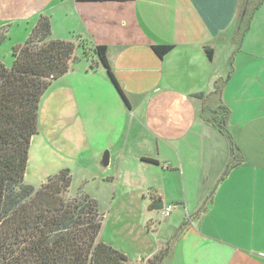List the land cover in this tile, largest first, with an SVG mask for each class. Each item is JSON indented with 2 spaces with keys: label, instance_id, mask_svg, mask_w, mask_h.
<instances>
[{
  "label": "crops",
  "instance_id": "0c3cea01",
  "mask_svg": "<svg viewBox=\"0 0 264 264\" xmlns=\"http://www.w3.org/2000/svg\"><path fill=\"white\" fill-rule=\"evenodd\" d=\"M41 15L50 18L53 39L105 46L126 100L92 63L97 57L87 60L76 47L78 60L41 99L26 171L33 157L48 163L37 176L42 183L76 163L101 164L108 150L111 175L101 180L142 188L141 196L119 199L122 214L155 211V199L176 205L161 224L171 233L161 263L264 264V3L0 0V29L10 38L19 33L13 46L26 41ZM256 19L259 38L251 36ZM160 44L172 49L159 56L153 46ZM230 67L227 89L221 83ZM144 141L156 143L155 152ZM141 232L124 237L135 253L114 246L130 264H146L165 246ZM100 239L112 243L103 233Z\"/></svg>",
  "mask_w": 264,
  "mask_h": 264
},
{
  "label": "trees",
  "instance_id": "16d2710c",
  "mask_svg": "<svg viewBox=\"0 0 264 264\" xmlns=\"http://www.w3.org/2000/svg\"><path fill=\"white\" fill-rule=\"evenodd\" d=\"M7 30L0 29V42ZM51 34L50 18L39 16L26 41L11 49V66L0 60V264H130L126 253L100 239L103 215L97 201L85 193L67 198L68 168L47 176L38 187L24 182L41 99L70 63L78 60L76 47L87 60L97 57L92 63L106 69L126 100L110 69L105 46L82 39L77 44L53 39ZM171 49L168 44L153 46L159 56ZM235 161L233 155L226 171ZM168 250L166 244L146 264H158Z\"/></svg>",
  "mask_w": 264,
  "mask_h": 264
},
{
  "label": "rangeland",
  "instance_id": "374dc122",
  "mask_svg": "<svg viewBox=\"0 0 264 264\" xmlns=\"http://www.w3.org/2000/svg\"><path fill=\"white\" fill-rule=\"evenodd\" d=\"M262 13L263 12L261 11V14ZM258 25L261 26L259 24V20L256 19L254 22V28L251 32V36L254 38H259L261 34V28L256 27ZM13 33L14 31L11 32V38L10 35H8L7 33V37L2 42H0V60L7 67H10L12 64L11 49L14 47L13 45L15 43H18V38H19V33L15 32L14 35ZM242 37L239 38V46L241 45L240 43ZM257 68L258 65H256V69ZM223 70H225V67L223 68ZM257 71L258 70H256V72ZM228 72H229L228 75H225L223 77L221 83L225 85L227 84L228 85L227 89L230 88L231 86L230 74L232 72V67H230V70ZM226 97L227 96L225 94L223 101H225ZM224 105L226 104L224 103ZM226 106H227L226 112H224L225 119L221 117V121L224 122H226L227 120L226 117L230 118L231 116L230 106L229 105ZM142 143L143 145H147V147L149 148L152 147L153 151L155 152L156 143H153V141H144ZM34 150H35V142L32 143V153H34ZM48 165H49L48 163L43 164V161L40 160L39 157L38 158L33 157V159L30 160L28 170L25 173L24 182L27 184H31L35 187H38L41 184L40 179H38L37 177L41 173L40 168L42 167L45 168ZM55 166L56 164L53 165V167ZM86 166L87 167H83V165L80 163H76L75 165L71 166L72 167L70 169L71 184L69 186L68 192L66 193V196L67 198H73L76 197L79 193L80 194L85 193L97 201L99 212L103 215V226L101 231V234L103 233V239L108 240L111 238L112 240L111 244L113 246H117V247L120 246L119 247L120 249L122 247L129 248V250H131L132 253H135L134 251L135 248L134 247L132 248L131 244L125 241L124 237L126 236L130 237L132 235H138L140 233L142 236L143 234L141 231L142 229H144V232L148 233L151 236L150 238L152 245H154V243H158L159 245L160 242L163 240H165L164 245L167 244V240L168 238H170L169 236L171 233L170 230H167V228L161 230L162 225L167 221L163 218L164 216L162 215V209L157 211H151L150 213L144 215L136 214L130 218H127L125 214H122L121 211H119V207L117 206L119 199L122 198L124 201L127 197L131 198L135 196L138 197L139 195L141 196L142 195L141 187L136 186L129 188L130 182L121 183V181H119V184H117L116 182L115 183L110 182L108 180H106V182H103L101 178L106 177L107 175H111L110 173L111 171H109L108 169L106 170L107 167H103L101 164H99V159L97 161L95 160L94 162H90V160L87 161ZM116 207L118 208L115 209ZM120 217H123L124 219L120 221L119 220ZM187 218H185V220H187ZM185 220L181 221L180 226L183 227L184 225L187 224V221L185 222ZM192 221H195V219L192 218ZM150 223H153V225H151ZM148 226L150 227V230H148L147 228ZM171 228L172 227H170V229ZM162 256L164 257L166 255H162ZM158 264H164V262L161 263L160 261L158 262Z\"/></svg>",
  "mask_w": 264,
  "mask_h": 264
},
{
  "label": "water",
  "instance_id": "95a60500",
  "mask_svg": "<svg viewBox=\"0 0 264 264\" xmlns=\"http://www.w3.org/2000/svg\"><path fill=\"white\" fill-rule=\"evenodd\" d=\"M108 161H109V152L108 150H105L103 155H102V158H101V165L103 167H106L108 165ZM218 182L216 183L215 187L217 186ZM215 188L212 189L211 191V194L213 193ZM163 207V203L160 199H155L152 201V204H151V209L152 210H161Z\"/></svg>",
  "mask_w": 264,
  "mask_h": 264
},
{
  "label": "built area",
  "instance_id": "2783aa9c",
  "mask_svg": "<svg viewBox=\"0 0 264 264\" xmlns=\"http://www.w3.org/2000/svg\"><path fill=\"white\" fill-rule=\"evenodd\" d=\"M174 208H176V205H174V204H167V205L163 206L162 207V215L164 217L168 216Z\"/></svg>",
  "mask_w": 264,
  "mask_h": 264
}]
</instances>
